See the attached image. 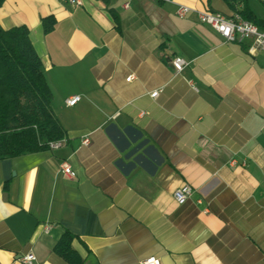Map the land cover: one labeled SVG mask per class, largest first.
<instances>
[{"label": "crops", "instance_id": "0c3cea01", "mask_svg": "<svg viewBox=\"0 0 264 264\" xmlns=\"http://www.w3.org/2000/svg\"><path fill=\"white\" fill-rule=\"evenodd\" d=\"M81 2L0 0L4 28L28 27L67 134L0 160V264H67L66 230L83 264H264V50L177 14H231L223 0ZM250 7L264 20V0Z\"/></svg>", "mask_w": 264, "mask_h": 264}, {"label": "trees", "instance_id": "16d2710c", "mask_svg": "<svg viewBox=\"0 0 264 264\" xmlns=\"http://www.w3.org/2000/svg\"><path fill=\"white\" fill-rule=\"evenodd\" d=\"M223 1L232 11L228 16L238 14L264 29V20L256 16L250 0ZM54 23L52 17L44 19L45 33ZM52 103L53 92L28 27L6 29L0 24V160L41 152L66 138ZM74 237L66 230L54 250L67 264H83L72 248Z\"/></svg>", "mask_w": 264, "mask_h": 264}, {"label": "built area", "instance_id": "2783aa9c", "mask_svg": "<svg viewBox=\"0 0 264 264\" xmlns=\"http://www.w3.org/2000/svg\"><path fill=\"white\" fill-rule=\"evenodd\" d=\"M73 5H81V0H66ZM171 1V0H164ZM127 6H129L127 4ZM195 12L201 23L212 27L216 30L226 41H243L251 40L253 47L251 51L255 48H260L264 50V30H258V26L251 21L243 19L240 15L234 14L233 16H228L221 11H210V10H197L193 7L180 4L177 9V14L180 18H185L190 13ZM171 63L177 72L183 71L188 65L189 61L182 56H175L172 58ZM129 81L134 79V75L127 78ZM196 88V87H195ZM197 89V88H196ZM161 90H155L152 92V97H157ZM81 100L80 95H73L66 99V104L73 106ZM63 141V140H62ZM62 141H54L50 143V148H59L62 146ZM83 143L88 145L90 143L89 138H85ZM238 161L232 159L230 161L231 166H236ZM246 165V163H244ZM62 171L69 175L75 176V171L71 168L70 164L66 161L61 164ZM194 189L190 185H184L174 192V198L178 203H185L189 198L192 197ZM201 202V200H199ZM49 230V226L46 227V231ZM21 261L25 264H35L37 257L33 252H28L21 257ZM141 264H161V260L158 257H148L141 261Z\"/></svg>", "mask_w": 264, "mask_h": 264}, {"label": "bare ground", "instance_id": "6f19581e", "mask_svg": "<svg viewBox=\"0 0 264 264\" xmlns=\"http://www.w3.org/2000/svg\"><path fill=\"white\" fill-rule=\"evenodd\" d=\"M258 30H264V29H262V28H260V27L258 26Z\"/></svg>", "mask_w": 264, "mask_h": 264}]
</instances>
